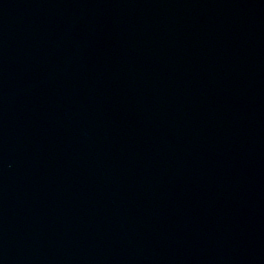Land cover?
Here are the masks:
<instances>
[{
    "label": "water",
    "instance_id": "95a60500",
    "mask_svg": "<svg viewBox=\"0 0 264 264\" xmlns=\"http://www.w3.org/2000/svg\"><path fill=\"white\" fill-rule=\"evenodd\" d=\"M0 264H264V0H0Z\"/></svg>",
    "mask_w": 264,
    "mask_h": 264
}]
</instances>
